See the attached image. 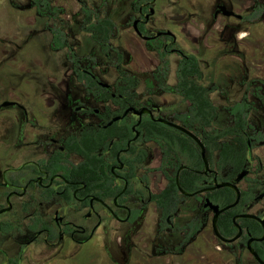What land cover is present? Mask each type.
I'll return each mask as SVG.
<instances>
[{
  "label": "flooded vegetation",
  "instance_id": "1",
  "mask_svg": "<svg viewBox=\"0 0 264 264\" xmlns=\"http://www.w3.org/2000/svg\"><path fill=\"white\" fill-rule=\"evenodd\" d=\"M77 1L81 8V1ZM157 1L126 0L125 48L115 43V25L111 41L99 44L92 40L94 51L86 54L78 53L73 41H76L77 35L90 39L89 35L80 32L77 34L74 20L64 18L61 6L55 0L52 1L61 8L59 16L73 24V29L69 28L72 31L69 44L73 47L60 49L69 62L64 71L67 77L64 76L62 81L66 83L65 86L59 84L61 90L46 91L45 95L50 97L47 99L42 96V99L26 102L15 96L0 100V116L9 112L10 123L9 134L0 136V264H29L37 260L35 258H39L40 263H45L63 257L72 247L109 240L115 233H119L122 240L125 237V224L145 218L149 212L154 216L153 247L150 246V249L153 255L164 259L168 264L173 256L185 258L186 255L193 258L189 264H208L207 250L204 249L209 246L208 234L221 243V249L228 250L233 257L236 255V264H264L263 225L259 220L264 221V163L260 156L253 154L254 149L264 148V144H249L246 165L239 171L247 170L237 181L240 196L241 191L250 185L252 199L247 207L231 216L234 232L230 236H224L218 226L217 228L222 236L231 238L238 232L233 221L235 215L251 213L259 219L237 217L235 221L241 227L240 234L232 241H222L212 229L213 211L209 205H205L207 198L219 205V202L215 203L209 198V193L218 188H207L214 185L215 180L234 181L239 172L229 180H223L225 175L222 171L211 167L209 162V169L205 170L199 144L186 133L157 120L158 117H163L186 127L174 117L175 111L180 110L182 105L178 102L177 105L181 107L173 109L151 96L144 99L137 92L140 84L133 91L125 82V72L135 73L128 66L131 33L142 41L141 46L145 51L155 54L158 65L151 72L157 68L161 72L164 69L168 72L169 56L176 54L178 59L174 72L182 57L194 54L188 51L187 43H183L187 44L186 47H181L183 44L178 35V25L181 23L176 22L178 12L172 10L173 5L162 6V9L169 8V11L159 12L157 21L160 26L154 30L157 23L152 18L157 12ZM106 4H100V8L97 4L94 7L89 4V7L99 11L100 15L103 11L111 13L109 10H102L101 7L107 6ZM253 5L245 6L248 13L242 14L238 8L244 6L243 0H212L207 18L204 17L201 21L203 44L207 47L203 48L204 52L211 51L210 48L221 42L223 48H220L217 59L222 52H225L222 53L224 56L228 53L224 59L240 56L242 29L248 30L249 36L245 39L252 40L250 35L254 34V30L248 24L256 25L259 18H264V5L259 4L258 0H253ZM219 6L232 13L224 14ZM185 12V17L192 19V12ZM184 23L187 24L188 21ZM48 32L50 33L49 30ZM120 50L125 54L122 61L118 56ZM234 65L236 69L240 66ZM201 71L203 72L202 68ZM248 76L244 74V82ZM51 78L48 77L49 80ZM248 80V91L254 82L260 83L261 86L256 84L253 90V95L258 97V90L264 89V80ZM53 81L57 82V79L53 78ZM51 87L52 85H47V90ZM146 88L148 91V87ZM222 92L225 94L227 91L224 89ZM242 98L250 102V112L253 102L248 98V92L244 91L236 100ZM163 111H172V115L164 116ZM149 121L162 123L180 132L161 137L162 141H170L173 155L177 154V148L191 144L202 161L201 168L191 167L186 161L176 168L174 181L176 174L178 173L179 178L183 170L199 174L200 179L196 184L198 187L188 192L201 191L185 195L179 191L175 181L176 194L181 195L182 201L177 204L175 198L171 211L165 215L154 198L167 184V179L159 168L163 149L156 141V138H160L159 135L153 134L146 138V127L149 125L150 128H155L148 124ZM250 124L256 130L264 131V126ZM194 134L203 144L201 136ZM179 136L188 141H178ZM135 155H139L142 160H132L131 157ZM131 161L136 164L134 167H131ZM252 161L254 167H250ZM181 166L184 167L180 168ZM242 181L245 182L244 187L239 185ZM245 218L253 222L245 223ZM251 226L254 230L250 229ZM195 229L197 230L191 233ZM249 242L261 261L250 252ZM144 246H149L148 240Z\"/></svg>",
  "mask_w": 264,
  "mask_h": 264
},
{
  "label": "rangeland",
  "instance_id": "2",
  "mask_svg": "<svg viewBox=\"0 0 264 264\" xmlns=\"http://www.w3.org/2000/svg\"><path fill=\"white\" fill-rule=\"evenodd\" d=\"M103 0H88V3L94 7L100 5ZM244 6L238 10L242 14H247L245 6L253 5V0H243ZM62 8L61 15L68 19L79 20L81 18L80 3L77 0H55ZM106 5L102 10H109L116 21L115 43L125 48V19L127 14L126 0H106ZM259 4L264 5V0H258ZM173 5L172 10L178 12L176 22L178 25V35L180 42L187 43L188 51L197 55L203 70V79L201 82L205 85L217 87L211 92V99L217 104H227L242 96L244 91L248 92V98L253 102V109L249 112L248 119L253 125L264 126V89H259L258 97L253 95L254 88L260 83H255L248 89L246 84L248 78H260L264 80V18L254 25L248 24L253 28L254 34L250 35L252 40H246L247 29H242L241 35V55L235 57H226L227 54L219 56L220 48L223 43L215 44L210 48L211 51L204 52L207 48L203 44L204 32L202 29V19L207 18L211 10L212 0H158L155 4L156 15L152 18L157 23L155 29L159 27V12L169 11V8L162 9L163 5ZM254 6V5H253ZM192 12V19L185 17L186 12ZM188 21V23H184ZM234 21V20H232ZM183 23V25H182ZM75 49L78 53L93 52L92 40L82 35L76 36ZM130 59L129 68L135 73L148 74L158 65L155 54L145 51L142 48V41L134 34L129 35ZM183 44L181 47H186ZM256 48V50L254 49ZM224 56V57H223ZM223 57V58H222ZM232 58V59H230ZM169 77L168 81H173V69L178 55L169 56ZM220 59V60H219ZM235 59L237 62H235ZM223 60V61H221ZM234 64H239L237 69ZM69 62L65 59L63 50H52L50 46V33L36 22L34 17V8L29 6V0H0V100L17 97L26 102L44 98H50L45 95L46 91L61 90L60 86H65L63 77ZM113 69V68H110ZM239 70V71H238ZM247 72H250L247 73ZM244 74H248L244 82ZM48 77H52L51 80ZM57 79V82L53 81ZM257 84V85H256ZM47 85H52L54 89L47 90ZM260 88V87H259ZM226 89L224 94L222 90ZM137 92L142 98L153 97L157 102L172 106L173 109L178 106L179 97L170 93H163L156 89L149 94L146 84L142 80ZM161 92V93H160ZM261 98V100H260ZM164 116H171L172 111H163ZM9 112L0 116V136L9 134ZM254 155L260 156L264 163V148L253 150ZM254 167V161L250 163ZM158 175L156 179L158 180ZM240 187L245 186V182L239 183ZM154 216L149 212L145 218L135 219L130 224H125V237L121 240L120 234L115 233L109 240L94 241L83 246H75L66 251L61 258L51 259L45 263L33 260L29 264H168L164 259H159L153 255L150 246L153 247L152 233L154 232ZM146 237V238H144ZM148 238V239H147ZM209 246L204 247L207 250L208 264H236L235 256L231 255L226 249H221V243L215 241L208 234ZM148 240L149 246H144ZM129 245V246H128ZM130 252V253H129ZM220 252V253H218ZM196 257V254H195ZM193 258L189 256H173L170 264H189ZM191 260V261H190ZM197 264H202L197 262Z\"/></svg>",
  "mask_w": 264,
  "mask_h": 264
},
{
  "label": "trees",
  "instance_id": "3",
  "mask_svg": "<svg viewBox=\"0 0 264 264\" xmlns=\"http://www.w3.org/2000/svg\"><path fill=\"white\" fill-rule=\"evenodd\" d=\"M52 1L29 0L30 6L34 8L36 22L51 33L50 43L53 49L60 50L65 47L71 49L73 47L69 44L72 32L69 31V28L73 29V24L77 27L75 30L77 34L79 32L88 34L91 40L97 41L99 44H107L111 41V33L116 25L111 13L103 11L100 15L99 11L89 7L87 0H80L82 16L79 20L73 19L74 23L71 24L68 20L59 16L61 8ZM101 4L104 5L106 2L103 0ZM98 8H100V5H98ZM123 54L122 50L118 52L120 61L123 60ZM168 77L169 72H166L165 69L161 72L158 68L148 74L125 72V82L127 81L128 87L133 91L143 80L149 93L159 89V91L180 97L179 103L182 108L175 111L174 117L201 136L206 148L209 165L215 167L218 171H222L225 175L223 180H229L246 165L249 144H264V131L256 130L247 119L251 106L250 102L242 98L225 106L215 104L211 100L210 93L216 88V85L207 87L202 84L203 72L195 54H188L179 60L173 72L171 83L168 81ZM148 124L155 128H150L149 125L146 127V138L148 139L153 134L159 135L160 138H156V141L160 143L163 149L162 162L159 168L162 169L167 184L164 190L154 195V198L165 215L171 211V204L175 202V198L177 204L182 201L181 195L176 194L177 188L174 181L176 168L185 161L191 167L201 168L202 161L196 148L191 144L177 148V154L173 155L170 141L161 140L164 134L180 133L178 130L159 122L149 121ZM177 139L182 142L188 141L187 138L180 136ZM164 145H166L165 148ZM131 158L134 161L142 160L139 155ZM130 165L134 167L133 165L136 164L131 161ZM198 179H200L199 174L188 170L181 171L179 175V182L187 191H193L198 187L196 185ZM234 197L235 193L229 187H221L209 193V198L215 203L219 202L220 206L233 201ZM251 199L252 191L249 185L246 190L241 191L238 204L220 214L217 226L222 235L230 236L234 232L235 228L231 216L233 213L240 212L247 207ZM243 220L245 223L253 222L246 218ZM197 229L191 233H194ZM250 229L254 230L252 226ZM189 234L187 233V235ZM184 240L185 238L180 243Z\"/></svg>",
  "mask_w": 264,
  "mask_h": 264
},
{
  "label": "water",
  "instance_id": "4",
  "mask_svg": "<svg viewBox=\"0 0 264 264\" xmlns=\"http://www.w3.org/2000/svg\"><path fill=\"white\" fill-rule=\"evenodd\" d=\"M220 9L223 10V13L224 14H230L232 13L231 11H226L225 8L223 6H219ZM7 103V102H5ZM146 111H149L147 109H145ZM158 121H161V122H164L184 133H186L187 135H189L190 137H192L200 146V149H201V158H202V161H203V164H204V168L205 170H208L209 169V166H208V161H207V158H206V155H205V147L204 145L201 143V141L199 140V138L192 132L190 131L189 129H187L186 127L176 123V122H172V121H169L163 117H158L157 118ZM184 166H181L180 168H182ZM247 173V170L246 169H243L241 172H239L237 174V176L235 177L234 181H216L214 182V185H212L211 187L207 188L209 190H213V189H216V188H220V187H229L231 188L234 192H235V198L232 202H230L229 204H226L224 206H219L218 204H214L212 203L208 198L206 199V203L205 205H209L210 208L212 209L213 211V216H212V229H213V232L214 234L219 237L222 241H232L234 240L239 234H240V231H241V227L240 225L235 221L237 217L239 216H242V217H251V218H258L256 217L254 214H251V213H242V214H239V215H235L233 217V221L235 223V225L237 226L238 228V232L236 235H234L233 237L231 238H227V237H224L220 234L218 228H217V219H218V216L221 212L229 209L230 207H233L234 205L237 204L238 200H239V197H240V190L237 186V181L239 179H241L243 177V175H245ZM175 181H176V184L178 186V189L181 193L185 194V195H192L196 192H199L201 190H197L196 192H188L186 191L184 188H182L180 186V183H179V178H178V173L176 174V177H175ZM259 219V218H258ZM260 222L262 223L263 225V236L262 238L264 237V221L259 219ZM248 248L250 250L251 253H253L259 260L260 258L258 257L257 253L255 252V250L250 246V242L248 243ZM261 261V260H260Z\"/></svg>",
  "mask_w": 264,
  "mask_h": 264
}]
</instances>
